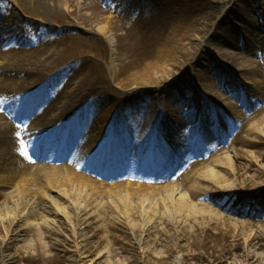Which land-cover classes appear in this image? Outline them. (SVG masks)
I'll use <instances>...</instances> for the list:
<instances>
[{
	"label": "rangeland",
	"instance_id": "rangeland-1",
	"mask_svg": "<svg viewBox=\"0 0 264 264\" xmlns=\"http://www.w3.org/2000/svg\"><path fill=\"white\" fill-rule=\"evenodd\" d=\"M77 1L83 13L104 10L100 19L82 23L65 7L49 13V0L42 12L27 0H0V20L3 14L19 20L22 48L54 50L50 71L26 75V96L38 98L41 88L49 99L67 95L69 79L76 87L70 124L40 125L25 111L0 106L12 127L26 124V140L10 158L15 162L18 154L26 172L0 161V217L12 215L7 227L16 229L0 226V264H264V176L243 188L237 176L247 154L264 168V103L253 97L255 88L264 90V0ZM105 23L116 30L101 32ZM199 92L203 106L231 105L256 117L241 129L237 119L220 114L222 127L197 121L188 132L171 123L168 132L165 115L199 117L190 104ZM189 139L206 149L189 152ZM165 141L172 146L167 152L157 145ZM155 149L199 162H133ZM103 157H110L107 171L119 188H97L81 177L102 171ZM48 159L53 169H29ZM208 159L224 162L215 168L220 181L192 185L199 171L210 172ZM236 204L244 210L233 212ZM29 222L37 224L24 229Z\"/></svg>",
	"mask_w": 264,
	"mask_h": 264
},
{
	"label": "bare ground",
	"instance_id": "bare-ground-1",
	"mask_svg": "<svg viewBox=\"0 0 264 264\" xmlns=\"http://www.w3.org/2000/svg\"><path fill=\"white\" fill-rule=\"evenodd\" d=\"M13 1L16 4L19 3L18 2L19 0H13ZM66 1L67 0H65L64 2ZM27 2L28 4H31L32 7L39 8L38 9L39 12L44 11L45 0H27ZM51 2L53 3V7H51V10H49V13H53L55 11L60 12L61 8L65 7V10L68 11L67 14L69 16H72L76 10L77 15L75 18L82 23L88 22V20L92 22L91 20L92 18L93 19L96 18L95 21H98L100 19L101 12H104V10H101L97 13L96 12L95 13L92 12L90 14L83 13L86 8L82 4L81 1H77V0H70V2L68 3L69 6L65 4L64 2L60 4V1L57 5L56 0H49L48 3L50 4ZM76 4L79 6L78 10L75 7ZM8 19L9 17H6L5 14H3V18L2 20H0V56H2V61H0V106L2 104H7L11 108L13 107V110H15L16 112L25 111L24 116L25 118L27 117V120L30 117L31 118L30 122L32 121L37 122L40 125L42 124L60 125V124L73 123L75 119V115H76V108H75L76 103H74V100L70 97V95L75 94L76 87L72 79H69L67 82V88L69 90V94L67 95H64L66 93L65 91L61 97H60V93H57V95H55L56 99H49L48 91L45 90L43 92L42 91L43 88H41L38 98L34 97L33 95L26 96V89H25L26 87L25 88L23 87L26 84V75L29 72H34V71L35 72L37 71V73L50 71L53 68L52 61H53L54 50L52 48L45 47V46H41L39 47V49L32 50V51L22 48L20 44H23L25 42H24V39L20 37V34L17 32L18 29L16 26L17 23H19V20L13 19V21H11ZM115 30L116 28L113 25H110L108 23H105V25L103 24V26L100 28V31L103 33H108V32L113 33ZM225 89H224V92H229L228 90H225ZM255 91L256 93H258V95L257 96L253 95V97H256L255 98L256 100L254 101L264 103V90L261 87H257L255 88ZM220 95L222 96L223 94L221 93ZM63 96H65L64 100H62ZM19 99L22 100V102H20V104L18 105L17 103ZM201 99H202V94H200V92L197 95H195V97L190 98V104L192 105V107L197 108L198 112L201 111V114L199 115L198 118L192 119V117L190 116L186 118L177 117L174 114L173 121H172V119H169L168 116L165 115L161 123L164 124L166 130L168 131V129L172 128L171 123H173V124H177V126L179 127L187 128V131L190 132L193 128L198 126L197 119L199 121H205L206 123L209 121L211 122L213 121L217 124V127H222V123H223L222 119L217 117L220 114H221L220 117H222V115L225 118L230 117V116L233 117V121L235 123H237L235 121L237 119V121L240 122V126H238V129H241L242 126L244 125V121L247 123V121L252 116L251 115L252 113H249V112L238 113L235 110V108L230 105L229 100L226 101L224 104H219V107H223L224 105H230V107L232 108L228 106V110L226 109L220 110V108L218 110V107L216 108L213 106L215 109L210 108L208 103L206 106H203L202 104H200ZM34 109H35V112L32 113ZM205 110H209L210 112L205 113ZM252 110H255L257 112L260 111V109H252ZM214 114H216V116ZM252 117L254 119L256 116L253 115ZM256 120H253L247 126L246 133L254 130V123L257 122ZM24 125L26 126V124H23V125L16 124V127L14 126L12 127V125L8 124L6 121L3 120V117L0 116V145H1L0 147H3L2 152H0V161L2 162L1 166L5 169H10L13 165H16L17 167H20L19 172H26L25 171L26 164L18 160L19 158L18 154L15 155V158H16L15 162L11 161L10 159L12 155L15 154V152L16 153L18 152L17 149H19L20 147L19 144H22V142L26 140V127L24 128ZM174 133L175 134L180 133V135H182L179 130H175ZM168 142L169 141L161 142L160 144L157 143V145L158 147L160 145L161 148H165V150H167ZM205 146L207 145L204 144L202 141L201 142L198 141L197 139L188 140V143H187V147L188 148L191 147L193 151L204 150L206 149ZM228 150L229 149H227L226 151ZM162 154L163 153H159V155H154L153 153H147V154L138 153L133 156V162L136 165L144 164V163L152 164L155 162L171 164L172 161L173 163L175 162L174 159L172 161L170 160L169 158L170 154H165V155H162ZM247 155L248 156H246V159H241L243 162H240L241 166H243L242 172L237 174V176L241 179L240 188H243L247 184H249V181H246V180L257 179L260 176H264V168L262 167L261 163L258 160H253V158L249 156V154ZM261 157L263 158V156ZM107 160H109L107 162H111L110 157L107 158ZM225 160L227 161V159ZM189 162H190L189 160L184 161L182 164L188 165ZM198 162L199 160L190 162L191 164L190 166L192 167L196 165ZM204 162H208L209 166L212 165L213 167L211 168L210 172L206 170L207 167L199 171L197 173V178H195L192 185L198 184V183L200 184V183L220 181L221 175L218 173V170H215V168H218L219 165L223 166L224 162L216 163L214 161H210V159ZM203 163H201V166H205V164ZM52 165L53 164H50L49 159H48L45 162L40 161L39 165H34V164L29 165V169L38 170L40 172H43L46 170L53 169ZM16 166L14 168H17ZM81 177L85 181L94 183L97 188H119L121 184L115 178L108 179V178H105L104 176H94L90 172L83 173ZM236 205H233L231 209L233 212H242L244 210V208L240 204L237 206ZM21 207H25V206L22 205ZM203 208L204 206L201 207V209ZM207 208L210 214L217 215L218 217V214L213 209H211L210 207H207ZM57 213L58 212H55V214ZM201 213H204V212L201 211ZM12 220H13V217L10 214L9 215L5 214L4 216L0 217V226L2 225L3 228L8 233H11L13 230L14 231L16 230L14 228L11 229V227L10 228L7 227V225L12 223ZM16 220L19 221L20 217H18ZM36 224L37 223L29 222L28 225H26L23 228L28 229L29 227H32ZM13 234H17V232ZM11 236L14 237L15 235H11ZM253 242H254L253 238L250 239V242H249L250 245H253L254 244ZM34 245H35V242L33 241L28 242L27 247L25 246L24 248L25 250L24 252H26V250L33 247ZM6 257L7 256H5L4 259ZM23 257L28 258V256L26 255H24ZM81 257L84 258L83 255H81Z\"/></svg>",
	"mask_w": 264,
	"mask_h": 264
}]
</instances>
